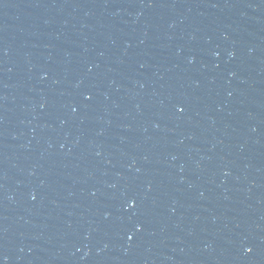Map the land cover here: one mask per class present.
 <instances>
[{
	"label": "water",
	"instance_id": "1",
	"mask_svg": "<svg viewBox=\"0 0 264 264\" xmlns=\"http://www.w3.org/2000/svg\"><path fill=\"white\" fill-rule=\"evenodd\" d=\"M227 0H0V264H72L187 87Z\"/></svg>",
	"mask_w": 264,
	"mask_h": 264
}]
</instances>
